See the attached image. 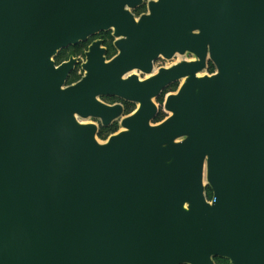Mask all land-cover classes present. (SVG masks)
Returning a JSON list of instances; mask_svg holds the SVG:
<instances>
[{"label":"water","instance_id":"water-1","mask_svg":"<svg viewBox=\"0 0 264 264\" xmlns=\"http://www.w3.org/2000/svg\"><path fill=\"white\" fill-rule=\"evenodd\" d=\"M143 4L0 0V264H264V0ZM110 30L66 85L54 57ZM108 96L139 106L101 142L76 117L110 126Z\"/></svg>","mask_w":264,"mask_h":264},{"label":"rangeland","instance_id":"rangeland-1","mask_svg":"<svg viewBox=\"0 0 264 264\" xmlns=\"http://www.w3.org/2000/svg\"><path fill=\"white\" fill-rule=\"evenodd\" d=\"M147 4H148V0H144V4L141 7L137 8L136 10H131L132 13L136 17H140L142 14L147 12ZM99 40L103 41V47L107 50L106 57L108 60L112 59L114 56L117 55L118 52H117L116 48L114 47V42L116 39L113 35V31L110 30V31L101 32V33H98L96 35H93L92 37H90L89 39H87L84 42H80L79 44H77L75 46H70L66 49H63L58 53V55L56 57H54V61H55L56 65H59L64 61H67L71 55L77 59V65L75 67V70L70 74V76L66 82V85L75 84L84 76L85 72L82 69V65L86 61L85 54L88 51L90 45L94 41H99ZM195 59H196V57L191 53H186L185 55L177 54L176 56H174L170 60H167V59H164L163 57H161L154 62V72H157L162 67L168 68V67H171L175 64L181 63L183 61H192ZM210 62H212V61L211 60L207 61L206 69L201 72V75L210 74L209 73ZM134 73L139 75V77L141 79L146 78V76L144 74H141L140 72L136 71ZM214 73H216V70L213 71V74ZM181 84H182L181 81H178L176 83L171 84L155 100V103L159 109V113H158V116L155 119V121L152 122L153 124L160 123V122L164 121L169 116L168 112L164 108V103H165L166 97L169 94L175 93L179 89ZM99 99H100V101H102L108 105H111L114 103H120L122 105L123 104L125 105L124 116L122 118H119L116 121H114L113 124L108 126V127H103L101 125V121L98 119H94V118L81 119L80 118V120L84 123L96 124L98 126V130H99L98 135H97V139L101 142H104L111 135H114V134L122 131V128H123L122 127V120H123V118H125L126 116L133 113L137 109L138 105L134 102H125L124 100L117 98V97L108 96V97H100ZM219 264H230V261L226 262V261L222 260L221 262H219Z\"/></svg>","mask_w":264,"mask_h":264},{"label":"flooded vegetation","instance_id":"flooded-vegetation-1","mask_svg":"<svg viewBox=\"0 0 264 264\" xmlns=\"http://www.w3.org/2000/svg\"><path fill=\"white\" fill-rule=\"evenodd\" d=\"M71 57H74V56H70L69 57V59L71 58ZM75 58V57H74ZM68 59V60H69ZM67 60V61H68ZM65 62V61H64ZM63 63V62H62ZM211 64H213L212 62H210V64H209V66L211 65ZM214 65V64H213ZM215 66V65H214ZM215 70H216V72H217V68H216V66H215ZM210 73V72H209ZM213 73H210L209 75H212ZM215 74V73H214ZM125 101V100H124ZM125 102H129V101H125ZM116 104H120V103H114V104H111V105H116ZM122 105V104H121ZM123 106V109H124V112H125V105L123 104L122 105ZM139 106V105H138ZM132 114V113H131ZM113 124V123H112ZM111 124V125H112ZM204 186H205V188H206V197H207V199H208V196H207V192L208 191H211V199H208L209 201H212L213 200V193H212V190H211V188H210V186H209V183H208V181H207V178H206V172H205V175H204Z\"/></svg>","mask_w":264,"mask_h":264},{"label":"trees","instance_id":"trees-1","mask_svg":"<svg viewBox=\"0 0 264 264\" xmlns=\"http://www.w3.org/2000/svg\"><path fill=\"white\" fill-rule=\"evenodd\" d=\"M214 70H215V66H214L213 64H211V65H210V70H209V72H210V73H213ZM207 196H208V199H211V191H208V192H207ZM222 260H223V261H226V262H229V260L224 259V258H216V259H214L215 264H219V262H221Z\"/></svg>","mask_w":264,"mask_h":264},{"label":"bare ground","instance_id":"bare-ground-1","mask_svg":"<svg viewBox=\"0 0 264 264\" xmlns=\"http://www.w3.org/2000/svg\"><path fill=\"white\" fill-rule=\"evenodd\" d=\"M133 72H136V71H133ZM200 76H201V74H199ZM198 75V76H199ZM146 77H149V75H146ZM182 82H184V79L183 80H181V83ZM168 114L170 115L171 113L170 112H168ZM77 118V120L80 122V123H83L78 117H76ZM122 130H125L124 128H122Z\"/></svg>","mask_w":264,"mask_h":264}]
</instances>
